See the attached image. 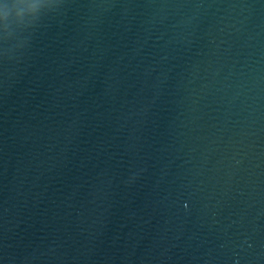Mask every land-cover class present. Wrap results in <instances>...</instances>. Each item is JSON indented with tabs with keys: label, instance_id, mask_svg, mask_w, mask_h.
<instances>
[{
	"label": "water",
	"instance_id": "95a60500",
	"mask_svg": "<svg viewBox=\"0 0 264 264\" xmlns=\"http://www.w3.org/2000/svg\"><path fill=\"white\" fill-rule=\"evenodd\" d=\"M0 264H264V0H0Z\"/></svg>",
	"mask_w": 264,
	"mask_h": 264
}]
</instances>
